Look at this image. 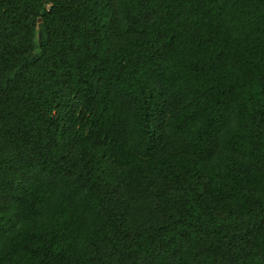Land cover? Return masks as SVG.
Segmentation results:
<instances>
[{"label": "trees", "instance_id": "obj_1", "mask_svg": "<svg viewBox=\"0 0 264 264\" xmlns=\"http://www.w3.org/2000/svg\"><path fill=\"white\" fill-rule=\"evenodd\" d=\"M0 264H264V0H0Z\"/></svg>", "mask_w": 264, "mask_h": 264}]
</instances>
